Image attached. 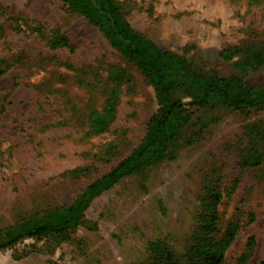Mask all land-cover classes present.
Wrapping results in <instances>:
<instances>
[{
    "label": "rangeland",
    "instance_id": "1",
    "mask_svg": "<svg viewBox=\"0 0 264 264\" xmlns=\"http://www.w3.org/2000/svg\"><path fill=\"white\" fill-rule=\"evenodd\" d=\"M115 1L138 34L195 72L264 91V66L234 67L245 51L264 54V0ZM61 37L68 46L52 50ZM114 74L122 76L115 120L85 138ZM174 97L189 121L165 159L93 199L78 226L13 242L20 226L66 210L127 159L160 107L149 80L81 13L60 0H0V264H151L160 243L184 257L201 237L210 191L224 195L221 234L244 226L226 264H237L250 237L257 247L247 264H264V111Z\"/></svg>",
    "mask_w": 264,
    "mask_h": 264
},
{
    "label": "trees",
    "instance_id": "2",
    "mask_svg": "<svg viewBox=\"0 0 264 264\" xmlns=\"http://www.w3.org/2000/svg\"><path fill=\"white\" fill-rule=\"evenodd\" d=\"M81 13L97 27L113 47L132 62L153 85L160 107L141 145L107 175L89 185L81 196L66 210L48 215L45 222L32 226L24 224L18 228L13 239L17 242L25 237L60 235L78 226L83 210L95 198L111 188L121 178L139 173L167 157L169 146L178 142L183 126L189 116L183 112L184 104L174 97L175 93L186 92L198 108L213 107L217 100L239 111H264V91L254 92L245 87L242 78L219 79L195 72L188 62L179 56L166 53L154 43L138 34L129 24L115 0H60ZM68 46L64 37L50 41L52 50ZM234 67L247 73L253 67L264 66V54L248 50ZM121 75L114 74L109 80L116 87L107 92L104 107L89 116L85 138L98 136L108 131L115 120L120 94ZM204 197L206 213L202 217L201 237H194L186 255L179 257L166 244L156 245L152 251L151 264H226L227 250L235 242L244 226L239 221L229 223L223 234L219 227L218 206L223 194L210 191ZM255 221L250 215L249 222ZM256 237H250L246 250L237 264H247L255 254ZM1 249V248H0Z\"/></svg>",
    "mask_w": 264,
    "mask_h": 264
},
{
    "label": "bare ground",
    "instance_id": "3",
    "mask_svg": "<svg viewBox=\"0 0 264 264\" xmlns=\"http://www.w3.org/2000/svg\"><path fill=\"white\" fill-rule=\"evenodd\" d=\"M161 171V170H160ZM153 173V172H152ZM155 175V174H154ZM125 191V190H124ZM122 193V192H121ZM122 197H124L123 195H121ZM125 198V197H124ZM127 198V197H126ZM145 204V203H144ZM141 208H142V206H141ZM145 208V207H144ZM147 208V207H146ZM125 209V208H124ZM148 209V208H147ZM146 209V210H147ZM144 210V209H143ZM149 210V209H148ZM136 212V211H135Z\"/></svg>",
    "mask_w": 264,
    "mask_h": 264
}]
</instances>
